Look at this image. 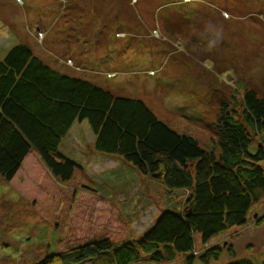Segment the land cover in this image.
<instances>
[{
    "label": "rangeland",
    "instance_id": "obj_1",
    "mask_svg": "<svg viewBox=\"0 0 264 264\" xmlns=\"http://www.w3.org/2000/svg\"><path fill=\"white\" fill-rule=\"evenodd\" d=\"M18 44L117 97L143 101L158 120L206 151H218L221 102L238 114L247 90L264 100V0H0V60ZM106 157L85 169L77 165L65 183L78 195L60 234L54 231L61 200L55 188L30 180L35 170L26 164L17 184L0 177V264H37L102 236L133 241L162 211L182 207L185 192H170L119 158ZM263 237L261 199L245 226L204 246L194 235L193 253L219 246L223 253L210 264L261 263ZM230 245L233 258L225 253ZM184 259L156 263L143 256L133 264H184Z\"/></svg>",
    "mask_w": 264,
    "mask_h": 264
},
{
    "label": "trees",
    "instance_id": "obj_2",
    "mask_svg": "<svg viewBox=\"0 0 264 264\" xmlns=\"http://www.w3.org/2000/svg\"><path fill=\"white\" fill-rule=\"evenodd\" d=\"M242 103L238 114L220 103L218 151H206L195 138L158 120L143 101L117 97L87 78L61 72L26 44L11 47L0 60V177L17 184L26 164L35 170L30 180L42 189L55 188L61 198L57 234L66 227L78 195L65 185L78 166L60 152L74 123L87 124L96 153L119 158L170 192L186 193L178 211H162L136 240L115 243L102 236L37 264H133L143 256L160 263L177 255H185L184 264L217 261L223 253L219 246L193 253L194 235L204 246L245 226L251 207L264 199V100L247 90ZM225 253L233 258V247Z\"/></svg>",
    "mask_w": 264,
    "mask_h": 264
},
{
    "label": "crops",
    "instance_id": "obj_3",
    "mask_svg": "<svg viewBox=\"0 0 264 264\" xmlns=\"http://www.w3.org/2000/svg\"><path fill=\"white\" fill-rule=\"evenodd\" d=\"M113 12H116V11H113ZM140 12H142V11H140ZM123 15H127V14L124 13ZM125 17H127V16H125ZM164 21H165V19H162V22H164ZM127 22L128 21L124 22V24L127 25L126 24ZM45 63L49 64L46 61H45ZM50 66H52V65H50ZM52 67L63 72V69L59 68L58 65L52 66ZM89 80H91L92 82L97 84L96 81H94L92 79H89ZM85 136H88V139H89L88 143H84ZM93 142H94V138H93L87 124L85 122L74 123L72 125L71 129L69 130L67 136L62 140V142L60 144V151L62 152V154L64 156H66L68 158H70L71 154L76 153L77 154V156H76L77 160L73 159V161L77 162L76 164L79 166L78 169H82L80 164H82L83 168L85 169V166H84L85 164L91 165L93 163V161L102 158V154L96 153L94 151ZM81 154H85L83 157L84 160H82ZM70 159H72V158H70ZM86 162H90V164H88Z\"/></svg>",
    "mask_w": 264,
    "mask_h": 264
}]
</instances>
